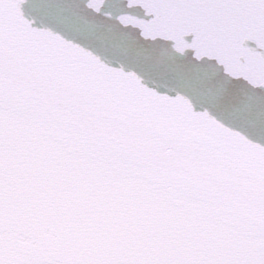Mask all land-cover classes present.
Here are the masks:
<instances>
[{
  "label": "snow or ice",
  "instance_id": "6c2138e0",
  "mask_svg": "<svg viewBox=\"0 0 264 264\" xmlns=\"http://www.w3.org/2000/svg\"><path fill=\"white\" fill-rule=\"evenodd\" d=\"M0 264H264V0H0Z\"/></svg>",
  "mask_w": 264,
  "mask_h": 264
}]
</instances>
